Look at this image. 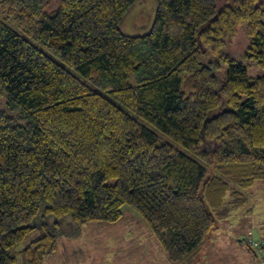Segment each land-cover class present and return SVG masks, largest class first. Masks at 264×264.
Listing matches in <instances>:
<instances>
[{
  "label": "trees",
  "instance_id": "16d2710c",
  "mask_svg": "<svg viewBox=\"0 0 264 264\" xmlns=\"http://www.w3.org/2000/svg\"><path fill=\"white\" fill-rule=\"evenodd\" d=\"M55 1L0 0V264H43L54 228L124 205L193 264L264 180V0H155L139 35V0Z\"/></svg>",
  "mask_w": 264,
  "mask_h": 264
},
{
  "label": "rangeland",
  "instance_id": "374dc122",
  "mask_svg": "<svg viewBox=\"0 0 264 264\" xmlns=\"http://www.w3.org/2000/svg\"><path fill=\"white\" fill-rule=\"evenodd\" d=\"M58 2L59 0H56L50 10L55 9ZM155 15V0H139L126 14L122 30L130 35L145 34L152 28ZM246 44L247 39L244 33L240 32L237 39L231 43V48L242 51ZM238 58L247 66L252 79L263 74V69L252 58L246 57L242 52ZM56 59L65 65L63 61ZM5 98L6 93L0 82V105ZM246 193L248 202L220 220L219 227L197 246L199 258L193 264H228L230 256L218 251L217 247L235 248L236 252L231 254V260H236L238 264H259L258 257L246 237L252 233L257 240L264 239V180L258 181ZM125 207L128 208H122L123 215L116 221H88L77 227L73 225L69 229L54 228L58 252L46 256L43 264H147L149 260L146 259L149 258L150 251L167 257L158 238L140 214L128 205ZM37 235L38 232L32 234L17 246L16 250L28 244ZM140 254L144 260L140 259L139 262L137 259ZM219 256L221 257L217 258ZM127 260L129 261L126 262ZM161 261L158 258V264H162ZM164 262L167 263L168 258H164ZM185 262L184 260L177 264ZM19 264H22L21 258Z\"/></svg>",
  "mask_w": 264,
  "mask_h": 264
},
{
  "label": "crops",
  "instance_id": "0c3cea01",
  "mask_svg": "<svg viewBox=\"0 0 264 264\" xmlns=\"http://www.w3.org/2000/svg\"><path fill=\"white\" fill-rule=\"evenodd\" d=\"M123 208H128V207H125V205L123 206ZM132 214H135V213H132ZM122 215H123V213H122ZM122 217V216H121ZM157 248V247H156ZM217 249H218V251H220V252H223V253H228V255L230 256V262L228 263V264H238V262L236 261V260H234V261H232L231 260V254L232 253H235L236 252V249L235 248H232V247H222V248H219V247H217ZM56 252H58V248H57V250L54 252V253H56ZM166 253V252H165ZM145 255H147V254H145ZM149 258L148 259H146V261L147 260H149V263H147V264H158V258H160L162 261H161V263L162 264H171V262L169 261V259H168V262H170V263H165L164 262V258H168V257H166V256H162V254H160L159 252H156V253H154L153 251H150L149 252ZM147 255V256H148ZM167 255V254H166ZM158 256V257H157ZM221 256H219V257H217V258H220ZM198 258H199V254H198ZM198 258L195 260V262L198 260ZM140 259H141V254H140V256L138 257V261L140 262ZM122 260H124V258H122ZM141 260H144L143 258L141 259ZM129 260H127L126 262H128ZM194 262V263H195Z\"/></svg>",
  "mask_w": 264,
  "mask_h": 264
},
{
  "label": "built area",
  "instance_id": "2783aa9c",
  "mask_svg": "<svg viewBox=\"0 0 264 264\" xmlns=\"http://www.w3.org/2000/svg\"><path fill=\"white\" fill-rule=\"evenodd\" d=\"M246 240L258 257L259 264H264V240H257L252 233H249V235L246 237Z\"/></svg>",
  "mask_w": 264,
  "mask_h": 264
}]
</instances>
